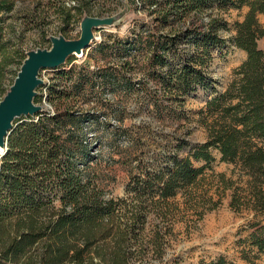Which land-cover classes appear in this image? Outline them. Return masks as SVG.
I'll return each mask as SVG.
<instances>
[{
    "label": "trees",
    "instance_id": "obj_1",
    "mask_svg": "<svg viewBox=\"0 0 264 264\" xmlns=\"http://www.w3.org/2000/svg\"><path fill=\"white\" fill-rule=\"evenodd\" d=\"M49 1L66 25L72 12L82 19L101 1L122 4L74 0L76 6L68 7L65 0ZM126 1L152 22L139 20L129 35H105L92 44L105 66L90 70L88 62L75 65L71 57L53 69L34 103L45 100L55 107L54 114L42 111L13 124L0 155V264H155L130 253L139 236L136 226L195 186L213 163V151L238 175L230 207L252 213L241 259L264 256V53L257 45L264 39L258 19L264 18V0ZM243 8L247 12L234 23L229 42L246 58L218 92L209 70L214 50L226 45L221 32L229 25L222 15ZM13 9V0H0V54L6 48L1 17ZM20 58L21 65L25 54ZM136 73L141 78H134ZM199 91L211 98L193 113L186 104ZM90 99L96 112L79 109ZM130 101L158 122L195 123L206 132L195 147L183 137L162 136L158 154L129 170L125 192L136 201L132 206L106 197L96 153L103 147L121 155L123 144L126 150L140 144L122 124ZM109 114L119 126L99 120ZM198 162L204 166L195 168ZM15 220L17 226L8 232L5 226ZM199 264L228 263L217 258Z\"/></svg>",
    "mask_w": 264,
    "mask_h": 264
},
{
    "label": "rangeland",
    "instance_id": "obj_2",
    "mask_svg": "<svg viewBox=\"0 0 264 264\" xmlns=\"http://www.w3.org/2000/svg\"><path fill=\"white\" fill-rule=\"evenodd\" d=\"M120 1L121 5L101 1L88 12V17L118 18L112 27L95 30L92 44L105 40V35L119 37L129 35L134 24L139 20L152 22L153 17L136 10L135 6L128 4L126 0ZM13 2V11L1 17L3 18L2 42L6 48L0 54V91L5 93L12 85L21 66L20 55L37 49H49L51 47L49 39L52 37L62 36L67 41H73L80 35L81 18L75 16V12L71 13L74 17L66 25L60 11L49 0H13ZM65 2L68 7L76 6L74 0H65ZM246 12L247 9L243 8L239 12L229 11L222 15L229 25L228 31L221 32L226 45L222 49L214 50V59L209 70V78L218 92L226 89L233 78V72L246 58L243 51L235 49L229 42L234 35L232 32L234 23H240ZM258 19L259 23L264 25V18L258 16ZM92 44L86 54L74 56L72 64L81 65L88 62L90 70L107 65L98 53H94ZM257 45L264 53V39L259 40ZM53 76L52 70H46L41 74L40 79L43 82L41 87L49 84ZM134 78L138 79L141 76L136 73ZM149 86L153 89L152 84ZM41 87L37 89V94H44ZM210 96L211 93L197 92L188 100L186 109L196 112L205 105ZM2 98L3 96L0 95V100ZM89 102V105H79V109L95 111L94 99H90ZM37 105L42 107L43 111L54 114L55 107L45 100ZM124 108L122 124L130 127L133 137L140 144L136 145V149L128 150L123 144L120 147L126 152L121 155L117 154L116 150L108 152L103 147L96 153L100 156L98 170L103 178L101 189L106 197L113 198L117 203L123 201L132 206V201L133 204L136 201L125 192L129 170H132L140 159L142 162H147L150 156L158 154L160 149L156 144L162 140L161 137L166 135L183 137L188 140L189 145L195 147L205 141L206 132L195 123L181 122L174 125L158 122L149 115L138 112L133 101ZM103 117L99 119L102 123L113 127L119 126L111 114L106 118ZM126 154L130 156H125ZM211 156L213 163L203 171L202 177L195 186L170 200L167 209L161 213L159 211L148 213L146 221L136 226L135 232L139 236L130 247V253L135 260L143 259L155 264H159V260L162 264H199L200 261L210 263L217 258H223L228 264H264V256L254 259L250 254L249 260L253 263L241 259L240 252L248 249L244 243L247 239L245 230L252 213L238 212L230 207L233 188L238 182L237 172L232 165L221 163L216 151H213ZM128 162L130 164H126ZM201 166H204V163L195 164V168ZM121 205L123 206L122 202ZM163 214H166L164 219ZM17 224L15 220L5 227L10 232ZM16 264L31 263L21 260Z\"/></svg>",
    "mask_w": 264,
    "mask_h": 264
},
{
    "label": "water",
    "instance_id": "obj_3",
    "mask_svg": "<svg viewBox=\"0 0 264 264\" xmlns=\"http://www.w3.org/2000/svg\"><path fill=\"white\" fill-rule=\"evenodd\" d=\"M117 17L93 18L84 16L80 21L77 40L67 41L62 36L49 39V49H37L25 54L16 77L0 100V155L7 148V138L15 120L34 117L43 111L34 103L37 89L43 85L40 72L64 66L74 56H81L94 41V31L112 27Z\"/></svg>",
    "mask_w": 264,
    "mask_h": 264
},
{
    "label": "built area",
    "instance_id": "obj_4",
    "mask_svg": "<svg viewBox=\"0 0 264 264\" xmlns=\"http://www.w3.org/2000/svg\"><path fill=\"white\" fill-rule=\"evenodd\" d=\"M45 71H46V70H44V71H41V72H40V76H41V74H43Z\"/></svg>",
    "mask_w": 264,
    "mask_h": 264
},
{
    "label": "bare ground",
    "instance_id": "obj_5",
    "mask_svg": "<svg viewBox=\"0 0 264 264\" xmlns=\"http://www.w3.org/2000/svg\"><path fill=\"white\" fill-rule=\"evenodd\" d=\"M1 152V151H0Z\"/></svg>",
    "mask_w": 264,
    "mask_h": 264
}]
</instances>
